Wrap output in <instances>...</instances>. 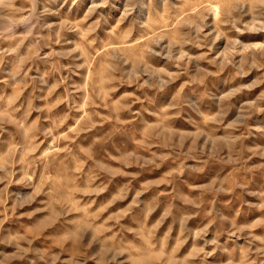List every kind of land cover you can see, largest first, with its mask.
Listing matches in <instances>:
<instances>
[{
	"label": "rangeland",
	"instance_id": "1",
	"mask_svg": "<svg viewBox=\"0 0 264 264\" xmlns=\"http://www.w3.org/2000/svg\"><path fill=\"white\" fill-rule=\"evenodd\" d=\"M0 264H264V0H0Z\"/></svg>",
	"mask_w": 264,
	"mask_h": 264
}]
</instances>
